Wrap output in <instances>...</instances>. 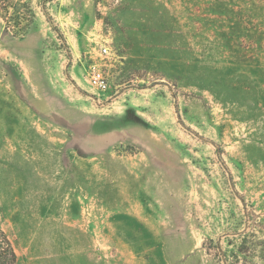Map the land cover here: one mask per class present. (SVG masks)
Returning a JSON list of instances; mask_svg holds the SVG:
<instances>
[{
	"label": "rangeland",
	"instance_id": "374dc122",
	"mask_svg": "<svg viewBox=\"0 0 264 264\" xmlns=\"http://www.w3.org/2000/svg\"><path fill=\"white\" fill-rule=\"evenodd\" d=\"M0 228L17 264H264V0H4Z\"/></svg>",
	"mask_w": 264,
	"mask_h": 264
},
{
	"label": "trees",
	"instance_id": "16d2710c",
	"mask_svg": "<svg viewBox=\"0 0 264 264\" xmlns=\"http://www.w3.org/2000/svg\"><path fill=\"white\" fill-rule=\"evenodd\" d=\"M3 1L4 0H0V5ZM29 12L34 16L33 11L30 10ZM47 15L50 19V15L48 13ZM217 254L219 255L221 261L227 260L228 253L222 248V246H219ZM17 261L18 255L9 236L0 228V264H17Z\"/></svg>",
	"mask_w": 264,
	"mask_h": 264
},
{
	"label": "built area",
	"instance_id": "2783aa9c",
	"mask_svg": "<svg viewBox=\"0 0 264 264\" xmlns=\"http://www.w3.org/2000/svg\"><path fill=\"white\" fill-rule=\"evenodd\" d=\"M102 54H109L110 50L108 46H103L101 50ZM90 82L95 87L106 90L108 87V78L105 75L104 71L100 68H97V66H93L92 70L90 71Z\"/></svg>",
	"mask_w": 264,
	"mask_h": 264
}]
</instances>
